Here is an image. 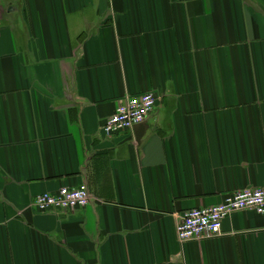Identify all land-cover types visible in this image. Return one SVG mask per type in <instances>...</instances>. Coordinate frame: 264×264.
<instances>
[{
	"label": "crops",
	"instance_id": "crops-1",
	"mask_svg": "<svg viewBox=\"0 0 264 264\" xmlns=\"http://www.w3.org/2000/svg\"><path fill=\"white\" fill-rule=\"evenodd\" d=\"M157 101L138 143L101 126ZM85 182L83 208L33 198ZM264 187V0H0V264H264V215L179 243L183 212Z\"/></svg>",
	"mask_w": 264,
	"mask_h": 264
},
{
	"label": "built area",
	"instance_id": "built-area-1",
	"mask_svg": "<svg viewBox=\"0 0 264 264\" xmlns=\"http://www.w3.org/2000/svg\"><path fill=\"white\" fill-rule=\"evenodd\" d=\"M157 95L147 91L136 95H125L118 100L114 112L107 117L102 132L111 136L132 129L142 123L153 111ZM90 202L85 182L76 187H60L55 192L36 195L32 207L40 213L67 211L83 208ZM238 211H254L264 215V187H247L226 193L223 200L212 206L187 210L180 215L176 223V239L179 243L204 238L218 237L222 233V221Z\"/></svg>",
	"mask_w": 264,
	"mask_h": 264
},
{
	"label": "water",
	"instance_id": "water-1",
	"mask_svg": "<svg viewBox=\"0 0 264 264\" xmlns=\"http://www.w3.org/2000/svg\"><path fill=\"white\" fill-rule=\"evenodd\" d=\"M145 125L144 123H138L133 126V131H134V138L135 140L139 143L142 137V134L144 132Z\"/></svg>",
	"mask_w": 264,
	"mask_h": 264
}]
</instances>
